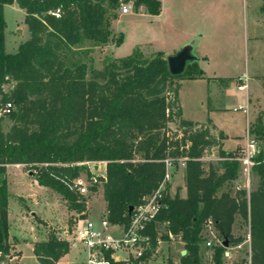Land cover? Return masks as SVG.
<instances>
[{"label": "trees", "instance_id": "obj_1", "mask_svg": "<svg viewBox=\"0 0 264 264\" xmlns=\"http://www.w3.org/2000/svg\"><path fill=\"white\" fill-rule=\"evenodd\" d=\"M16 1L24 11L28 38L15 52L5 51L4 6ZM132 1L134 11L160 12L159 0H0V110L6 102L13 108L0 114V261L9 254L8 187L6 166L22 164L33 171L36 182L56 192L66 206L82 217L85 198L70 187L82 171L83 161H105L103 199L107 218L127 224L129 206L158 188L172 167L184 165L185 195H171L170 183L162 191V206L144 230L152 247L158 240L178 236L185 253L166 264H201V246L210 248L212 264H224L225 252L246 237L235 236L238 215L248 227V259L241 264H264V150L252 158L257 186L223 189L238 179L240 149L222 148L226 135L214 131L211 120L184 119L178 100L177 80L203 76L169 72L167 57L156 52L144 57L137 50L113 57L102 68L89 66L85 46L113 39L111 23L117 9ZM264 15V2L260 6ZM123 33L115 39L119 46ZM11 88L4 90V85ZM11 121L7 131L2 119ZM170 123L176 124L172 130ZM264 140V119L248 129ZM212 148L217 160L204 167L203 157ZM101 179V178H100ZM93 190L96 186L92 187ZM211 220L216 242L205 246L206 223ZM164 227V234L160 233ZM226 242V245L223 242ZM69 251V243L50 233L33 244L40 264H57ZM150 253L145 254L149 259Z\"/></svg>", "mask_w": 264, "mask_h": 264}, {"label": "rangeland", "instance_id": "obj_2", "mask_svg": "<svg viewBox=\"0 0 264 264\" xmlns=\"http://www.w3.org/2000/svg\"><path fill=\"white\" fill-rule=\"evenodd\" d=\"M248 2L258 4L262 0H249ZM128 3L132 5V10L128 13H121L120 9L116 11L119 17L113 22L112 31L116 32L113 33L112 40L100 46H94L91 43L85 45L90 49L85 57L89 66L102 68L113 57L125 56L135 50L144 57H151L155 54H150L149 49L164 51L168 55L173 53L172 48L175 47L178 36L172 35L169 30L166 32L159 25L157 27L154 22H151L149 16L137 14L134 12L132 1ZM4 20L6 23L4 29L5 51L12 53L16 51L18 44L27 39L29 35L24 23V11L19 8L16 1L4 6ZM258 31L260 37L255 40L254 47L248 49L246 54L242 51L237 67H232V57L220 54L213 47L211 38L205 37L201 42L205 48V58L201 59L204 79L182 78L180 81L179 100L183 116L193 120H211L219 130L226 134L223 146L228 150L244 144L247 120L254 121L255 119L256 121L259 115L264 116V28L260 27ZM120 32L123 33L124 40L117 47L114 41ZM198 42L199 40H196L194 51L197 50ZM143 43H151V47L148 45L149 49H146L148 46L143 47L145 54L136 47ZM196 71L197 67L194 64H189L186 69L188 74ZM241 73H246L245 75L248 77V87L245 91L238 90V83L235 81L228 84L225 93L222 90L220 92L218 83L208 82V77L214 75ZM9 88H11V84L4 85V90L7 91ZM242 108H247L248 115ZM10 125L11 121L8 117L3 116V130L7 131ZM169 126L172 130L176 129V124L170 123ZM252 137L254 138V135ZM254 139L256 143L254 156H256L260 150H264V140ZM217 154L216 148L209 150L203 157L204 167H207L208 162L216 161ZM251 162L253 163V160ZM252 163L244 165L241 162L238 179L225 185L223 189L234 190L236 187H244L248 191L253 190L257 186L258 177L251 170ZM183 171L182 162H179L176 168H170L171 195L176 191L181 196L185 194ZM28 172L24 166L9 165L7 168L6 180L9 193L7 214L11 226V236L9 237L11 247L9 254L5 255L0 264H40L30 245L46 239L50 233L61 238L63 231L72 223L74 212L67 208L60 195L39 185ZM102 184L103 180L96 184V189L92 193L83 196L87 202L85 217L95 223L99 222L105 209ZM160 229V233L164 234V227H160ZM233 234L246 237V240L237 246L228 248L224 264H241L242 260L248 259V227L238 215L233 226ZM182 250H184L183 243L178 236H172L169 240H161L147 264H166L168 258L178 260ZM200 251L201 264H212L210 261L211 249L204 248V244H202ZM82 257L83 251L80 244L70 243L69 251L62 264H80Z\"/></svg>", "mask_w": 264, "mask_h": 264}, {"label": "crops", "instance_id": "obj_3", "mask_svg": "<svg viewBox=\"0 0 264 264\" xmlns=\"http://www.w3.org/2000/svg\"><path fill=\"white\" fill-rule=\"evenodd\" d=\"M159 1L161 2V9L160 12L156 15H151L146 13L143 7H140L138 11H134V12H136L141 16H149L151 18V22H154L157 25V27L159 25L160 27H162V29L164 28L166 32L169 30L172 33V35L178 36L177 40L175 39L177 43L175 47L172 48L173 53L170 55L176 54L180 49H182L186 45H191V53L194 56V60L192 61H194L196 67L201 70H202L201 59L205 58V50H204L205 48H203L201 42L205 39V37L211 38L213 42V47H215V50L219 51L220 54L222 53L223 56L232 57V67L233 66L237 67L238 58L241 57L242 51H244V53L246 54V51L248 49L254 47L255 40H258V38L260 37L259 36L260 32L258 31V29L260 27L261 29L264 28V15L260 11V6L264 1L258 4H251L248 2L249 0H247L246 2H244L243 0H159ZM115 20H113L111 23L112 29H113L112 27L113 22ZM123 40H124V35H123ZM196 40L197 41L199 40L198 42L199 45L197 46V50L194 51ZM148 45L150 46L151 43L139 44L136 45V47H138L140 51L143 54H145L143 52L144 51L143 47L145 48ZM149 46L146 49H149ZM149 50H150L149 51L150 54L158 52L156 50H151V49ZM161 52L164 54V56L166 57L169 56L164 51ZM244 65L246 67V61ZM245 74L246 73H241L237 75H223V74L214 75L208 77L209 78L208 82L218 83L220 92L222 90V92L225 93L227 87L229 86L228 84L231 81H235L238 84H245L246 87L240 90V91H245L247 90L248 87V77ZM184 78L204 79V75L195 78H188V77H184ZM181 80L182 78L177 80V82L179 83V89L181 85L180 82ZM179 89H178V100H179ZM179 105L181 108L180 100H179ZM210 108H215V107H210ZM242 109L246 113V115H248L247 108H242ZM181 114L182 117L187 120L200 122V123L206 121V120L205 121L193 120L184 117L182 108H181ZM259 117H262L264 119L263 115H259ZM254 122L255 119L254 121L247 120L244 144L237 145L234 149L228 150L223 146V141H224L223 139L222 148L227 151H234L236 149H240V151L242 152L243 149L246 147L249 139L253 138L252 135L249 134L248 129L250 125L253 124ZM212 124L215 127L214 128L215 132L221 131L217 128V126L213 122ZM11 165L23 166L22 164H11ZM8 166L9 165L6 166V172ZM33 180L35 179L33 178ZM183 189L185 192L184 182H183ZM105 208H106V202H105ZM8 221H9V237H10L11 226H10V220ZM30 247L33 250V244H31ZM66 255L67 254L62 256L58 260L57 264H62L63 259ZM18 256L20 257V255Z\"/></svg>", "mask_w": 264, "mask_h": 264}, {"label": "built area", "instance_id": "obj_4", "mask_svg": "<svg viewBox=\"0 0 264 264\" xmlns=\"http://www.w3.org/2000/svg\"><path fill=\"white\" fill-rule=\"evenodd\" d=\"M130 10H132V5L128 2L123 3L120 7L121 13H127ZM245 87V84L237 85L238 90ZM12 108V103L6 102L0 110V114H9ZM255 152V139L250 138L242 151L240 161L244 165L251 164ZM165 163L167 169L164 179L157 189L144 196L142 202L133 206L127 224L110 222L107 218L106 208L97 223L82 217L78 212L73 213L72 223L63 231L61 239L66 240L69 244L73 242L80 244L83 251L80 264H147L158 246L155 249L152 247L151 238L144 230L161 208L162 191L171 178V160L165 159ZM80 164L85 165L87 171L74 178L70 187L79 195L88 196L93 191L92 187L105 179V161H83ZM101 166H103L102 169ZM85 203L87 205L86 201ZM206 229L208 237L205 246L211 247L216 242L221 243L216 237L211 220L207 221ZM168 235L172 238L170 233ZM247 239L249 240V236ZM160 241V239L157 241L158 244ZM147 252L150 253L149 259L145 257ZM227 254L226 251L225 255Z\"/></svg>", "mask_w": 264, "mask_h": 264}, {"label": "water", "instance_id": "obj_5", "mask_svg": "<svg viewBox=\"0 0 264 264\" xmlns=\"http://www.w3.org/2000/svg\"><path fill=\"white\" fill-rule=\"evenodd\" d=\"M194 60V56L191 53V45H186L180 49L176 54L167 56V64L169 72L173 75L181 74L186 66V63ZM29 175H33V171L28 172ZM133 206H129L128 212L132 211ZM226 245V242H223ZM185 253V250H182V255Z\"/></svg>", "mask_w": 264, "mask_h": 264}]
</instances>
